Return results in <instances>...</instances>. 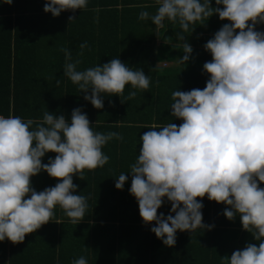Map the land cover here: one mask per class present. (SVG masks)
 <instances>
[{"label":"clouds","instance_id":"1","mask_svg":"<svg viewBox=\"0 0 264 264\" xmlns=\"http://www.w3.org/2000/svg\"><path fill=\"white\" fill-rule=\"evenodd\" d=\"M3 3L11 5L13 0ZM156 4L154 15L141 11L138 19H151L157 31L166 21L179 26L180 64H187L193 53L185 33H192L196 24L206 25L213 15L228 23L203 46L212 57L203 64L209 77L206 86L171 93L170 115L182 123L145 126L149 130L140 136L139 153L128 172L129 192L137 200L143 224L154 225L150 231L167 247L175 246L177 231L214 227L203 222L204 197L226 205L223 215L230 221L239 216L242 229L258 243L221 257V264H264V31L257 30L264 25V0H215L216 7L212 0ZM87 6L88 0H46L43 10L58 17ZM75 19L69 16V24ZM79 47L80 56L89 48L87 42ZM60 51L65 56L63 75L96 109L104 108L105 96H123L128 85L126 100L152 84L143 69L129 67L119 58L77 70L82 61L73 60L67 48ZM114 139L124 137L95 131L80 107L72 110L70 120L49 111L38 123L0 115V242L22 243L28 234L54 221L57 206L70 223L82 222L89 197L75 194L79 186L73 176L83 180L85 170L108 164L110 157L103 148ZM49 152L55 158L44 163ZM42 171L58 182L38 192L31 178ZM127 180L128 175L121 173L115 188L123 190ZM166 201L171 204L167 216L158 213ZM72 264L88 261L81 256Z\"/></svg>","mask_w":264,"mask_h":264},{"label":"trees","instance_id":"2","mask_svg":"<svg viewBox=\"0 0 264 264\" xmlns=\"http://www.w3.org/2000/svg\"><path fill=\"white\" fill-rule=\"evenodd\" d=\"M130 1L99 0L98 25H91L85 40L91 50L86 48L87 58L80 59L77 70L119 58L129 67L143 69L152 84L146 92H138L134 99L126 100L131 90L128 85L123 96H105L104 108L96 109L63 75L61 64L65 56L58 50L63 48H58V42L66 40L67 25H48V31L54 29L55 53L51 47L39 49L40 39L35 31L41 30L44 38H51L46 30L40 29L47 19L42 21L41 13L29 14L30 10L11 16L12 8L0 0V115H17L38 123L44 112L49 111L70 120L72 110L80 107L95 131H114L124 137L123 141L114 139L104 146L103 152L110 157L108 164L85 170L83 180L73 176L74 184L79 186L75 194L89 197L84 220L78 225L70 223L57 206L54 221L28 234L22 243L0 242V264H72L78 256H84L88 264H221V257H230L242 245L258 243L241 229L239 216L234 221L228 220L223 215L226 205L207 197L202 199L203 222L214 227L193 233L177 231L174 247H167L157 239L150 231L154 225L143 224L137 200L129 192L128 173L139 153L140 136L149 130L145 126L152 123H182L170 115L171 93L206 86L209 77L203 73V64L212 57L203 46L228 21L213 15L206 25L196 24L192 33H185L193 53L187 64L175 66L168 61L183 55L180 46L183 42L176 39L179 26L166 21L165 27L154 33L152 21L139 20L134 2ZM212 6L216 7L215 0ZM257 30L264 31V25H258ZM42 41L50 45L48 40ZM55 155L47 153L43 162ZM121 173L128 175V180L123 190H118L115 180ZM57 182L43 171L31 178L38 192ZM170 209L171 204L166 201L158 213L167 216Z\"/></svg>","mask_w":264,"mask_h":264},{"label":"crops","instance_id":"3","mask_svg":"<svg viewBox=\"0 0 264 264\" xmlns=\"http://www.w3.org/2000/svg\"><path fill=\"white\" fill-rule=\"evenodd\" d=\"M131 1L134 2L135 13H136L137 17L141 11H148L150 13V15H154L156 13V10L158 7V5L156 4V0H131ZM146 1L151 2L152 6H150L149 4H145ZM45 2H46V0H13V3L11 5H8V4H4V5L12 8V11L10 13L11 16H13L17 12L22 14V12L26 13V11L28 12L30 10L31 12L29 14L34 13L36 15V14L41 13L43 15V17L41 18V19H43L42 21L47 19L45 26L43 28H40V29L46 30L48 35H49L48 37L49 38L51 37V38L50 39L44 38L43 36L45 34L43 32H41V30L35 31V36L36 37L38 36L40 39L39 40L40 42H38V44L40 43L38 45L39 49H48L51 47V48H53L54 53H55V51H56L55 48L57 47V45H55V42H54L55 37L52 36V32H54V29L51 31H48V29H47L48 25H50L52 23L53 24H59V25H67L66 26V33H65L66 40L61 41V43L58 42V44H59L58 48L63 47V48L69 49L71 54H72L73 60H76V59H82L83 61L86 60L88 49H84L83 50V56H80L79 53L81 52V49H80L79 45L81 43L87 42L85 40H86L88 33L91 30V25H98V22H99L98 10L100 8L99 0H88V6L86 9H83V10L78 9V10H76L75 13H73L71 11H65V12H62L60 14V16H58V17H53L51 13H45L44 12L43 9H44ZM143 4H145V5H143ZM154 5H157V7L153 8ZM145 6H147V7H145ZM69 16H75L76 17V19L73 22H71L70 24L68 21ZM149 20H151V19H149ZM92 22H93V24H92ZM36 23H39V22H36ZM60 30L62 33H64L63 28H60ZM153 30H154V33L157 31L155 26H153ZM37 32H38V34H37ZM71 33L73 34V36H70ZM68 37H70L72 40H69ZM74 38L75 39L80 38V40L75 41ZM42 40H46V41L48 40L47 42H50V45H49V43L48 44L43 43L44 41H42ZM60 49H58V50H60ZM52 56H54V54H52ZM181 56L182 55L179 54V56L177 58H175L172 61H168V62L171 65L180 66L181 64L178 61H179V57H181ZM64 61H65V58H64ZM163 62H162V64H163ZM64 64H65V62L62 63L61 66L64 67ZM38 65L42 66L40 63H38ZM151 125H153V123ZM145 131H148V130H145ZM241 229H242V226H241ZM244 247L245 246L242 245L241 249H243ZM89 255H90V252H89Z\"/></svg>","mask_w":264,"mask_h":264},{"label":"rangeland","instance_id":"4","mask_svg":"<svg viewBox=\"0 0 264 264\" xmlns=\"http://www.w3.org/2000/svg\"><path fill=\"white\" fill-rule=\"evenodd\" d=\"M145 4H149L150 6H152V3L151 2H149V1H146V3ZM145 4H143V5H145ZM142 5V6H143Z\"/></svg>","mask_w":264,"mask_h":264}]
</instances>
